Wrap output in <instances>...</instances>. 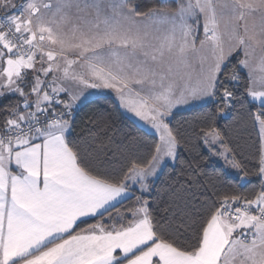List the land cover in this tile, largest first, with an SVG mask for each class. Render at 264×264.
<instances>
[{
  "label": "snow or ice",
  "instance_id": "snow-or-ice-1",
  "mask_svg": "<svg viewBox=\"0 0 264 264\" xmlns=\"http://www.w3.org/2000/svg\"><path fill=\"white\" fill-rule=\"evenodd\" d=\"M0 264H264V0H0Z\"/></svg>",
  "mask_w": 264,
  "mask_h": 264
},
{
  "label": "trees",
  "instance_id": "trees-1",
  "mask_svg": "<svg viewBox=\"0 0 264 264\" xmlns=\"http://www.w3.org/2000/svg\"><path fill=\"white\" fill-rule=\"evenodd\" d=\"M145 3H154L156 0H144ZM192 113L182 112L179 113L176 117L177 121H180L183 118H191ZM115 123L113 126V133L110 135H115L117 139L120 136V129L122 127L121 121L118 116L114 115ZM228 121H221V125L223 126ZM234 134L238 135L241 138V143L248 139L249 135L254 136V133L251 129L245 130L243 128L238 129ZM137 135H143V133H137ZM183 160L185 163H178L174 169L169 168L165 170V175H163L160 180L156 184V190L154 195L158 196L161 200L167 199V191L170 187H180V185H184L187 187V180L191 177L194 181L192 185V191L197 192L201 190V187L210 180H215L217 178L216 174L220 171V165L222 162L213 163H204L201 162L200 168L207 173L206 176L197 175L192 172V170L188 167V162L192 161V157L185 151L181 153ZM195 164H193V168ZM222 178V177H221ZM256 183V181H254ZM247 187H251L248 185Z\"/></svg>",
  "mask_w": 264,
  "mask_h": 264
}]
</instances>
